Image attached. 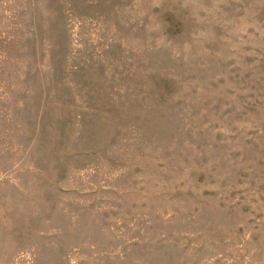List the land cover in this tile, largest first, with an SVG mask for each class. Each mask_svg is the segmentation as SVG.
I'll return each mask as SVG.
<instances>
[{"label": "rangeland", "instance_id": "rangeland-1", "mask_svg": "<svg viewBox=\"0 0 264 264\" xmlns=\"http://www.w3.org/2000/svg\"><path fill=\"white\" fill-rule=\"evenodd\" d=\"M0 264H264V0H0Z\"/></svg>", "mask_w": 264, "mask_h": 264}]
</instances>
